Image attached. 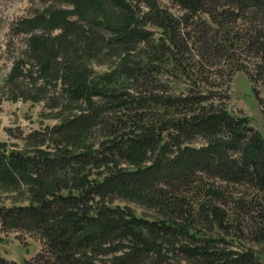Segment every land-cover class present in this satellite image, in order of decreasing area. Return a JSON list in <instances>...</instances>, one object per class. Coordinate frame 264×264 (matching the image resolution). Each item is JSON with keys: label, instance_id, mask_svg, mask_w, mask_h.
<instances>
[{"label": "trees", "instance_id": "16d2710c", "mask_svg": "<svg viewBox=\"0 0 264 264\" xmlns=\"http://www.w3.org/2000/svg\"><path fill=\"white\" fill-rule=\"evenodd\" d=\"M103 1L119 6L133 22L139 17L161 29L160 36L153 39L145 28L125 29L124 22L119 25L113 17L96 15V4ZM172 1L181 7L182 15L159 8L157 0H64L72 9L51 18L38 14L22 20L20 29L29 35L26 57L33 59L30 71L52 70L53 78L65 81V101L79 103L74 105L80 108L44 131L51 141L47 151L32 154L0 144V186L22 187L28 195L25 204L0 205V225L26 231L41 241V249L24 264H172L163 243L174 247L181 236L202 241L198 246L178 247L200 257L203 264H261L252 251L216 249L220 238L204 237L192 227L181 198L165 200L171 186L189 182L197 171L242 181L264 192V138L247 124L248 118L212 107L189 115L194 97L174 95L159 82L160 75L175 77L184 65L189 33L183 27L191 16L220 0ZM233 1L237 9L264 11V0ZM136 4H146L148 10L140 14ZM66 13L75 14V19L69 20ZM77 18L112 34L102 42L117 56L111 70L98 74L75 61L77 50L64 51L73 45L69 34L63 39L57 36L54 42L49 35L34 33L40 27L49 34L54 28L65 30L70 28L66 23H77ZM213 20L224 35L228 33L223 22ZM73 28L77 32L82 26ZM96 31L92 28L84 36L92 49L98 45ZM138 43L140 56L133 46ZM130 47L131 53L118 52ZM61 51L65 58L60 60ZM23 61L22 56L14 62L7 79L26 76L20 68ZM192 134L204 135L206 143L179 147L172 155V147ZM114 197L164 207L169 220L149 219L129 206L111 204ZM203 197L199 212L225 230L226 215L214 202L220 191L207 187ZM262 211L264 215V207ZM179 215L181 221L170 219ZM12 263L0 256V264Z\"/></svg>", "mask_w": 264, "mask_h": 264}, {"label": "rangeland", "instance_id": "374dc122", "mask_svg": "<svg viewBox=\"0 0 264 264\" xmlns=\"http://www.w3.org/2000/svg\"><path fill=\"white\" fill-rule=\"evenodd\" d=\"M233 2L220 0L219 4H208L205 12L191 16V21L183 27V31L188 30L189 33L186 36V59L182 60L184 65L176 70L175 77L160 75L159 82L170 88V93L174 95L194 97L196 102L188 114L199 110L207 111L209 107L223 108L234 116L247 117V124L258 130L264 138V11L249 7L237 9ZM102 3L96 4V15L113 17L115 24L124 22L122 28L125 29L145 28L153 33V39L160 36L161 29L139 17L133 22L132 17L122 15L119 6L106 1ZM136 5L140 7V14L148 10L146 4ZM157 5L176 16L183 13L181 7L172 0H157ZM72 7L64 0H0V144L6 145L10 150H27L32 154L47 151L51 141L44 135V131L49 132L62 116L75 114L80 110L78 105H74L79 103L65 101L64 79L56 75L53 78L52 70H42V74L36 69L30 71L33 59L26 57L29 35L26 30L20 29L22 20L38 14L42 19L51 18ZM66 15L69 20L75 19L73 13ZM212 16L223 22V28L228 33H222V26L214 23ZM76 22H68L69 25L66 23L70 28L65 30L54 28L50 34L42 27L34 33L49 35L54 42H57V36L63 39L69 34L73 45L70 44L64 51L73 53L77 50L73 56L75 61L79 59L98 74L111 70L117 56L102 42L112 34L90 22L81 21V18H77ZM79 24L82 29L75 32L76 28L72 27ZM92 28L99 30L94 33L98 44L96 49L89 48L88 43H85L87 40L84 36ZM224 44H231V47L227 49ZM133 46L140 56L139 49L142 45L138 43ZM118 52L131 53V47L129 51L118 48ZM60 53L61 60L63 56L65 58V54L63 51ZM22 56L25 61L23 65L19 64L27 77L7 79L12 65L21 60ZM30 73L31 76H28ZM64 105L69 109L64 110ZM247 135L249 131L246 132ZM180 138L184 139L181 134ZM205 143L204 135L192 134L181 145L172 147V155L177 153L179 147H200ZM227 152L235 156V152ZM207 187L220 191L221 197L214 202L226 215L225 230L216 223L207 222L199 212L198 206L206 198L203 193ZM169 190L172 193L169 192L165 200L170 202L169 197L181 198L187 210L184 213L189 212V223L195 230L200 231L204 237L220 238L215 245L216 249L238 253L252 251L254 258L264 264V215L261 213L264 192L259 193L245 182H232L205 171L195 172L189 182L171 186ZM237 199L240 200L239 205L236 203ZM27 202L28 195L24 188L13 190L0 186V205ZM111 204L129 206L149 219L169 220L168 211L164 207L160 210L155 205L121 197H114ZM178 217L170 219L181 221V216ZM33 236L23 230L3 229L0 225V256L14 264H24L25 260L31 259L41 249V241ZM201 243L198 238L181 236L174 247L164 241L163 251L172 264H203L200 257L191 256L178 247H194Z\"/></svg>", "mask_w": 264, "mask_h": 264}]
</instances>
